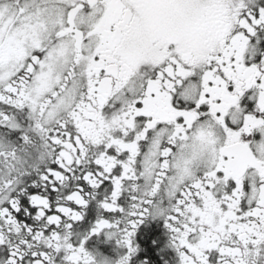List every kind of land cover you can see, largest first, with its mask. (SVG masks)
<instances>
[{"label":"snow or ice","instance_id":"6c2138e0","mask_svg":"<svg viewBox=\"0 0 264 264\" xmlns=\"http://www.w3.org/2000/svg\"><path fill=\"white\" fill-rule=\"evenodd\" d=\"M0 264H264V0H0Z\"/></svg>","mask_w":264,"mask_h":264}]
</instances>
